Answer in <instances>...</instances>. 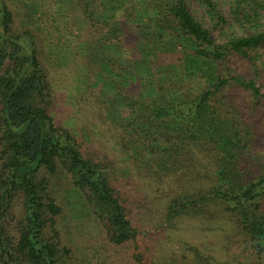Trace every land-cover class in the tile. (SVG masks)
Here are the masks:
<instances>
[{
    "label": "trees",
    "instance_id": "trees-1",
    "mask_svg": "<svg viewBox=\"0 0 264 264\" xmlns=\"http://www.w3.org/2000/svg\"><path fill=\"white\" fill-rule=\"evenodd\" d=\"M55 1L0 0V264H155L138 241L142 230L119 174L138 161L167 173L204 170L209 165L199 157L211 151L225 156L218 179L174 200L162 223L218 204L245 247L264 260V159L250 154L216 104L232 87L264 97L257 64L264 0H73L76 45L65 69L75 81L86 65L77 123L97 135V149L82 142L80 126L58 125L52 114L51 74L65 70L44 64L38 42L54 38ZM19 16L28 25L40 19L42 36L27 24L15 29ZM115 34L136 36L138 57V44L146 43L156 75L173 65L160 73L171 81L149 93L134 59L125 63L119 50L107 51L125 41ZM70 190L81 195L85 215L72 211ZM188 247L193 259L185 264H224L211 247Z\"/></svg>",
    "mask_w": 264,
    "mask_h": 264
},
{
    "label": "rangeland",
    "instance_id": "rangeland-1",
    "mask_svg": "<svg viewBox=\"0 0 264 264\" xmlns=\"http://www.w3.org/2000/svg\"><path fill=\"white\" fill-rule=\"evenodd\" d=\"M51 4L49 13L55 17L53 23L54 38L51 43L46 45L41 41L37 42L44 64L49 69L54 67L65 70L57 75L51 74L54 86V108L52 114L55 121L58 125L70 127L76 132L77 125L80 127L82 125L81 122L77 123L76 101L83 92V88L86 87V65L83 62L80 63L76 77L77 81H74L71 73L65 69L67 62L74 53L73 47L76 45L75 35L77 29L74 24L76 9L73 0H56L51 2ZM195 7L197 8L195 13L202 12V9L197 4H195ZM44 11L47 12L46 9ZM39 15L37 14V16ZM35 19L37 20L36 22L34 20L30 22L31 25L30 23L28 25V19L19 16L17 22L14 23V27L15 29H21L23 25L25 27L28 25L39 36H42L41 20ZM115 36L124 39L125 43L117 41V48L112 47L107 51L113 53L115 50H119V56L122 62L125 63H128L129 59H134V64L138 68V72L142 76V82L149 93H154L158 84L171 81V78L161 77L162 74L160 73L172 70L173 65L159 68V75H156L148 68L149 56L146 53L148 48L146 43L138 44L143 52V56L138 57L135 48L136 36L132 34L125 37L119 34H115ZM113 41L116 40L113 39ZM108 44H112V42ZM174 46V44L164 45L161 48L168 50ZM83 48H85V44L80 43L79 51L81 53L85 51ZM121 51L124 55H122ZM257 61L262 76L258 80V84L264 93V47L260 48ZM242 64V60L239 61V65L242 66ZM230 65L237 67L235 62H231ZM226 96L221 97L222 99L220 97L217 98L216 104L219 110L225 116L229 114L235 127L239 129L243 140L249 142L250 154L258 158L256 160L261 163L264 159V97L256 100L237 87H232L226 91ZM83 129L80 133L82 142H87L86 146L97 149V145L93 143L97 140V135L86 129L83 131ZM123 143H120V145L122 146ZM110 146H112V143ZM127 147L129 148L131 145ZM250 154L247 157H250ZM224 157L222 155L217 156L214 151L207 152L199 158L209 165L208 168L200 170L193 167L190 170L177 171V173L151 170L138 161L137 164H126L129 171L128 175L119 174V185L126 195L130 216L135 224L139 226V229L142 230L138 241L149 247V252L154 255L155 264H185V261H191L193 254L188 251L190 244L200 248L211 247L209 252L219 258L224 264H264L263 259L259 261L256 254L245 247L243 240L233 228L230 215L225 214L223 207L218 204H210L208 212H205V214L186 215L171 219L168 224L162 223L167 216L169 205L174 200L193 194L199 189H203V187L206 188L205 184L209 180L218 179V175H216L218 163H221ZM190 158H186L187 161ZM66 196L71 200L72 211L78 215H85L87 208L85 209L83 206L81 195L77 191L70 190L66 193ZM184 255H186V260L182 258Z\"/></svg>",
    "mask_w": 264,
    "mask_h": 264
}]
</instances>
